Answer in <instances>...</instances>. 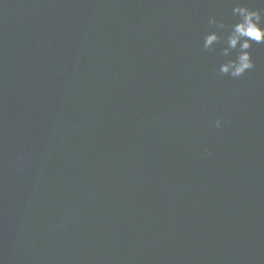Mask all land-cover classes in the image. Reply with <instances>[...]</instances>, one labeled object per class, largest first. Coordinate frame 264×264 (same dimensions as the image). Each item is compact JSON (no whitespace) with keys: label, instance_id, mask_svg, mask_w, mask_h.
I'll use <instances>...</instances> for the list:
<instances>
[{"label":"water","instance_id":"obj_1","mask_svg":"<svg viewBox=\"0 0 264 264\" xmlns=\"http://www.w3.org/2000/svg\"><path fill=\"white\" fill-rule=\"evenodd\" d=\"M237 3L264 15L0 0V264H264V44L219 72Z\"/></svg>","mask_w":264,"mask_h":264},{"label":"clouds","instance_id":"obj_2","mask_svg":"<svg viewBox=\"0 0 264 264\" xmlns=\"http://www.w3.org/2000/svg\"><path fill=\"white\" fill-rule=\"evenodd\" d=\"M264 2V0H262ZM233 15L237 16V22L231 25V31L226 34L225 47L222 49L224 57H230L233 50H236L235 59H228L221 63L219 72L232 77H241L246 71L254 67L252 54L249 49L253 42L264 44V15L259 9H253L243 3H237L233 8ZM209 25H215L218 29L226 26L223 21L211 17ZM222 39L221 34L212 31L204 37L203 47L206 50L214 51L215 45ZM217 128L222 127V121L217 119ZM207 150H205L206 152Z\"/></svg>","mask_w":264,"mask_h":264}]
</instances>
